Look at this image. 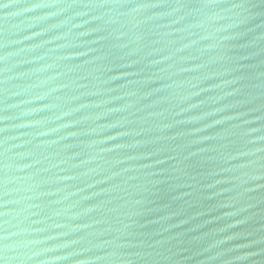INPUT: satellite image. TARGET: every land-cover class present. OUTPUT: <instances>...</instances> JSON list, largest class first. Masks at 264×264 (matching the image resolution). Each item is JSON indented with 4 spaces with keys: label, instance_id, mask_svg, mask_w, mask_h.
<instances>
[{
    "label": "water",
    "instance_id": "95a60500",
    "mask_svg": "<svg viewBox=\"0 0 264 264\" xmlns=\"http://www.w3.org/2000/svg\"><path fill=\"white\" fill-rule=\"evenodd\" d=\"M0 264H264V0H0Z\"/></svg>",
    "mask_w": 264,
    "mask_h": 264
},
{
    "label": "snow or ice",
    "instance_id": "6c2138e0",
    "mask_svg": "<svg viewBox=\"0 0 264 264\" xmlns=\"http://www.w3.org/2000/svg\"><path fill=\"white\" fill-rule=\"evenodd\" d=\"M4 7H5V8H7V7H8V5H4Z\"/></svg>",
    "mask_w": 264,
    "mask_h": 264
}]
</instances>
